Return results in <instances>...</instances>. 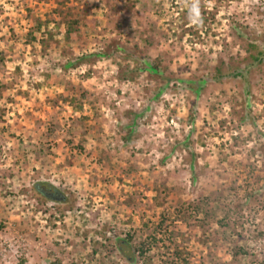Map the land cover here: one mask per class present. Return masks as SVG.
<instances>
[{"label": "rangeland", "instance_id": "374dc122", "mask_svg": "<svg viewBox=\"0 0 264 264\" xmlns=\"http://www.w3.org/2000/svg\"><path fill=\"white\" fill-rule=\"evenodd\" d=\"M194 3L0 0V264L264 261V0Z\"/></svg>", "mask_w": 264, "mask_h": 264}, {"label": "trees", "instance_id": "16d2710c", "mask_svg": "<svg viewBox=\"0 0 264 264\" xmlns=\"http://www.w3.org/2000/svg\"><path fill=\"white\" fill-rule=\"evenodd\" d=\"M62 23L66 26V36L65 37H66V39H68V41H70L71 38L73 36H75V34H76L75 24L78 23V20L76 18H72L70 20L64 19ZM246 40H247L246 41L247 45L245 46V50L248 53L247 63L243 65L244 66L243 68L238 67V69L231 71L230 73L228 72L227 75H225L222 72V69L220 67L219 69H217V74H218L217 78L218 79H224V78H227L229 76H233V78H238L241 81H243V80H245L244 79L245 73L247 70L250 69V66L257 64V63L260 64L261 62H263V60H264V40L260 41L258 39H253V38L246 39ZM144 66H145L144 69H146L147 71L160 74V71L157 69V66L154 65L152 61H147ZM244 84H246V82H244ZM85 94H86V91H84V93L82 94L83 98H85V96H86ZM73 102H74V104H76L75 99ZM41 187H43V185L40 183L37 184V186H36V188L39 190L42 189ZM207 216H209V213H207ZM164 223L165 222L163 220H161L158 223L157 228H152V227L147 225V227H146L147 241L152 240L153 244H155V245L158 244V242H159V238H158V232L159 231L158 230L163 228ZM122 243H123L122 241H119V243H118L119 251L129 261H132L134 259V256L131 255L130 250H127L126 249L127 247L125 245H123ZM146 244L147 243L145 241L140 243V246L137 249V252L139 253V255L144 256V255H146V253L148 251H150L151 246L148 247ZM152 246H154V245H152ZM176 254L178 255L179 258L183 259L181 252H176ZM243 254H244L243 251L239 247V249L235 250L234 253L232 254V259L237 260L240 257V255H243ZM183 260H185V258ZM150 262H151V260H150ZM256 262H257V259H256ZM257 264H264V261H259V263H257Z\"/></svg>", "mask_w": 264, "mask_h": 264}, {"label": "clouds", "instance_id": "9594fccd", "mask_svg": "<svg viewBox=\"0 0 264 264\" xmlns=\"http://www.w3.org/2000/svg\"><path fill=\"white\" fill-rule=\"evenodd\" d=\"M198 5H199V0H195L194 6H193V8L191 10L192 14H193V17H194V18L191 19V22L193 24L200 23V19H199L200 18V12H199Z\"/></svg>", "mask_w": 264, "mask_h": 264}, {"label": "flooded vegetation", "instance_id": "af4514ba", "mask_svg": "<svg viewBox=\"0 0 264 264\" xmlns=\"http://www.w3.org/2000/svg\"><path fill=\"white\" fill-rule=\"evenodd\" d=\"M48 195L53 196V197H61V193L55 189V188H47V192Z\"/></svg>", "mask_w": 264, "mask_h": 264}]
</instances>
